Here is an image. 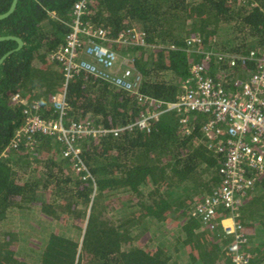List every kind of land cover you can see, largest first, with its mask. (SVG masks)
<instances>
[{"label": "trees", "instance_id": "16d2710c", "mask_svg": "<svg viewBox=\"0 0 264 264\" xmlns=\"http://www.w3.org/2000/svg\"><path fill=\"white\" fill-rule=\"evenodd\" d=\"M77 1L18 0L0 20V36L24 41L0 65V255L7 256L1 264H233L234 238L222 224L230 210L221 207L208 224L195 214L223 181L225 156L208 147L203 133L209 115L188 114L192 132L168 111L149 131L134 127L116 137L78 139L88 180L53 137L38 134L32 149L9 148L24 122L14 94L38 102L43 118L58 119L52 98L62 91L63 70L50 54L65 44ZM12 2L0 0V14ZM85 19L111 38L131 28L145 33L143 46L111 47L131 61L139 89L76 75L65 90L68 124H135L150 108L140 95L174 101L193 63L231 92L258 63L231 66L230 57L206 60V53L247 56L264 49V0H90ZM193 37L198 46H189ZM16 47L14 40L0 41V58ZM237 221L248 237V264H264L263 180L248 191ZM75 240L76 251L70 247Z\"/></svg>", "mask_w": 264, "mask_h": 264}, {"label": "built area", "instance_id": "2783aa9c", "mask_svg": "<svg viewBox=\"0 0 264 264\" xmlns=\"http://www.w3.org/2000/svg\"><path fill=\"white\" fill-rule=\"evenodd\" d=\"M89 2L90 0H78L74 4L71 30L65 38V44L50 54V59L58 62L63 70L62 91L52 98L58 111V119L43 118L39 114L38 102L28 103L20 94H14L12 100L24 106V122L16 130L9 148H18L23 144L32 149L38 134L53 137L64 146L62 156L82 174L83 180H88L91 175L81 158L78 139L101 138L107 135L116 137L134 127L149 131L152 121L168 111L178 114L181 123L187 128L185 131L192 132L188 114L209 115V120L202 126L203 133L210 139L208 147L225 156L219 170L223 181L212 195L195 206V214L208 224L215 222L221 207L230 210V215L222 224L223 229L234 238L229 250L232 262L248 264V254L243 251L244 246L248 244V237L237 220L248 191L254 188L258 180L264 181V49L260 54L252 50L247 56L206 53V60L212 56H217L219 60L230 57L231 66L238 62L242 65L249 61L258 63V68L251 78L235 81L231 92L214 80L203 64L193 63L190 74L181 82L174 101L166 103L140 95L139 99L150 108L135 124L112 129L90 123L68 124L65 120L68 109L65 90L76 75L86 72L130 92H137L139 89L140 75L133 73L131 61L126 60L125 68L121 65L118 67L120 55L111 47L112 44L128 43L143 46L145 33L140 29L131 28L117 38H111L105 29L94 26L85 19ZM198 43V37L188 40L189 46H198ZM133 74L134 80L131 81L129 76Z\"/></svg>", "mask_w": 264, "mask_h": 264}, {"label": "water", "instance_id": "95a60500", "mask_svg": "<svg viewBox=\"0 0 264 264\" xmlns=\"http://www.w3.org/2000/svg\"><path fill=\"white\" fill-rule=\"evenodd\" d=\"M18 0H13L9 10L3 14H0V20L5 19L7 17H9L14 10L16 9ZM4 40H14L17 42V47L14 50H11L9 52H7L5 55H3L0 58V65L3 63V61L10 55L12 54L14 51H18L20 50L23 46H24V41L20 38V37H16V36H0V41H4Z\"/></svg>", "mask_w": 264, "mask_h": 264}, {"label": "rangeland", "instance_id": "374dc122", "mask_svg": "<svg viewBox=\"0 0 264 264\" xmlns=\"http://www.w3.org/2000/svg\"><path fill=\"white\" fill-rule=\"evenodd\" d=\"M121 59H120V61H119V63H118V67H120V65L123 67V65H125L126 64V60H125V58H122V57H120ZM42 213V212H41ZM51 234V233H50ZM59 234V233H58ZM57 234V235H58ZM37 235V234H36ZM47 235H48V233H47ZM69 236L68 234H59V236ZM70 237V236H69ZM37 240L38 239H36L33 243H34V245H36L37 243ZM76 241V240H75ZM72 242L71 243V245H70V247L74 250L75 249V251L77 250V249H79V244H78V242L76 241V242ZM76 255V254H75ZM6 259H7V256L5 255V254H1L0 255V264H1V262H6ZM2 260V261H1Z\"/></svg>", "mask_w": 264, "mask_h": 264}]
</instances>
